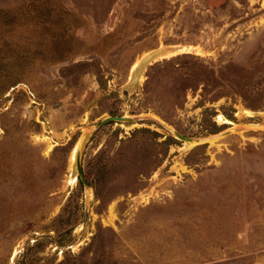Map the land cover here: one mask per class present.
Returning a JSON list of instances; mask_svg holds the SVG:
<instances>
[{
    "label": "rangeland",
    "instance_id": "rangeland-1",
    "mask_svg": "<svg viewBox=\"0 0 264 264\" xmlns=\"http://www.w3.org/2000/svg\"><path fill=\"white\" fill-rule=\"evenodd\" d=\"M0 264H264V0H0Z\"/></svg>",
    "mask_w": 264,
    "mask_h": 264
},
{
    "label": "water",
    "instance_id": "water-1",
    "mask_svg": "<svg viewBox=\"0 0 264 264\" xmlns=\"http://www.w3.org/2000/svg\"><path fill=\"white\" fill-rule=\"evenodd\" d=\"M149 59H144L137 66V68L135 69V71L133 72V75H132L133 81H137L139 79L141 73L143 72L146 65L148 64ZM132 121H133V119L129 118V117L108 116V117L102 119L99 123H97L94 126V129L96 130V129L102 127L103 125H105L109 122H132ZM231 132H232L231 130H228V131H225L223 133H220V134L216 135L214 137V139H218V138H221L223 136H226V135L230 134ZM173 135L175 138H177L178 140H180L184 143L205 144V143H208L210 141L209 138L195 139V138H191V137H185L183 135H180L176 131H173ZM84 141H85V137H82L79 140V142L77 143V149H76L75 159H74V172H75L76 178L79 180V182L81 183L83 188L88 190V184H87V181L85 179V176H84V173H83V170L81 167V149H82Z\"/></svg>",
    "mask_w": 264,
    "mask_h": 264
},
{
    "label": "bare ground",
    "instance_id": "bare-ground-1",
    "mask_svg": "<svg viewBox=\"0 0 264 264\" xmlns=\"http://www.w3.org/2000/svg\"><path fill=\"white\" fill-rule=\"evenodd\" d=\"M176 55V54H175Z\"/></svg>",
    "mask_w": 264,
    "mask_h": 264
}]
</instances>
